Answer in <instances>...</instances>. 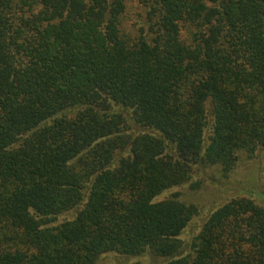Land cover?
Returning a JSON list of instances; mask_svg holds the SVG:
<instances>
[{
  "label": "trees",
  "instance_id": "1",
  "mask_svg": "<svg viewBox=\"0 0 264 264\" xmlns=\"http://www.w3.org/2000/svg\"><path fill=\"white\" fill-rule=\"evenodd\" d=\"M111 254L264 264V0H0V264Z\"/></svg>",
  "mask_w": 264,
  "mask_h": 264
},
{
  "label": "rangeland",
  "instance_id": "2",
  "mask_svg": "<svg viewBox=\"0 0 264 264\" xmlns=\"http://www.w3.org/2000/svg\"><path fill=\"white\" fill-rule=\"evenodd\" d=\"M262 164L263 163L258 155L248 158L246 154L241 153L239 155L237 167L232 174L230 182L225 187L229 188L235 186L236 188H240L243 186H256L260 181ZM215 183H218V180L206 178L205 183L198 190L191 191L186 185L184 187L179 186L177 188H172L161 195V198H164L171 192L180 191L182 199L186 201H192L202 208L201 210L203 213L199 217L193 219V221L185 228L184 232L182 233L181 236L184 242L190 240L191 237L196 233L202 218L207 212H209L211 206L216 202L214 200H219L220 202L224 197L231 193L232 189H230V191L224 192V188L219 190ZM71 216L72 214L70 213L61 215L57 218L56 222L64 220L65 218H70ZM133 260L134 258L118 259L116 255L111 254L107 255L106 258L101 261V264H128ZM139 261L141 264H153L155 262L147 255H144V257L142 256Z\"/></svg>",
  "mask_w": 264,
  "mask_h": 264
}]
</instances>
